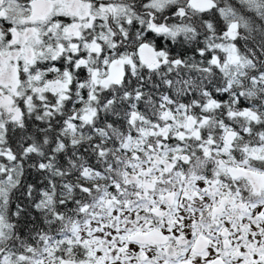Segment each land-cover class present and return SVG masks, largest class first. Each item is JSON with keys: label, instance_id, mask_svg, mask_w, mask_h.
<instances>
[{"label": "snow or ice", "instance_id": "obj_1", "mask_svg": "<svg viewBox=\"0 0 264 264\" xmlns=\"http://www.w3.org/2000/svg\"><path fill=\"white\" fill-rule=\"evenodd\" d=\"M0 264H264V0H0Z\"/></svg>", "mask_w": 264, "mask_h": 264}]
</instances>
